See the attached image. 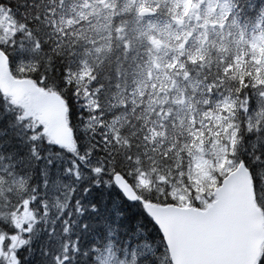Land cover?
I'll list each match as a JSON object with an SVG mask.
<instances>
[{
	"label": "snow or ice",
	"instance_id": "6c2138e0",
	"mask_svg": "<svg viewBox=\"0 0 264 264\" xmlns=\"http://www.w3.org/2000/svg\"><path fill=\"white\" fill-rule=\"evenodd\" d=\"M0 264H264V0H0Z\"/></svg>",
	"mask_w": 264,
	"mask_h": 264
}]
</instances>
